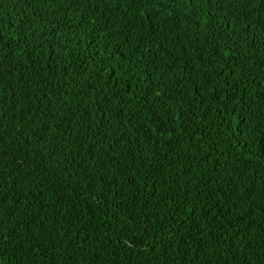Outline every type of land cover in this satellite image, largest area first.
Returning a JSON list of instances; mask_svg holds the SVG:
<instances>
[{"label": "trees", "instance_id": "obj_1", "mask_svg": "<svg viewBox=\"0 0 264 264\" xmlns=\"http://www.w3.org/2000/svg\"><path fill=\"white\" fill-rule=\"evenodd\" d=\"M0 264H264V0H0Z\"/></svg>", "mask_w": 264, "mask_h": 264}]
</instances>
